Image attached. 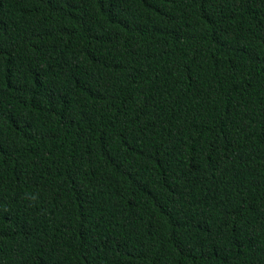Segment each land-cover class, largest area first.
Listing matches in <instances>:
<instances>
[{
	"label": "trees",
	"instance_id": "obj_1",
	"mask_svg": "<svg viewBox=\"0 0 264 264\" xmlns=\"http://www.w3.org/2000/svg\"><path fill=\"white\" fill-rule=\"evenodd\" d=\"M0 264H264V0H0Z\"/></svg>",
	"mask_w": 264,
	"mask_h": 264
}]
</instances>
